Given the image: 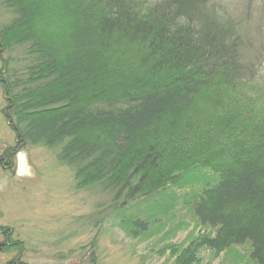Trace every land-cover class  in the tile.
<instances>
[{"label": "trees", "instance_id": "obj_1", "mask_svg": "<svg viewBox=\"0 0 264 264\" xmlns=\"http://www.w3.org/2000/svg\"><path fill=\"white\" fill-rule=\"evenodd\" d=\"M0 58L1 167L50 150L133 236L187 187L199 232L177 262L264 264V0H0Z\"/></svg>", "mask_w": 264, "mask_h": 264}, {"label": "rangeland", "instance_id": "obj_2", "mask_svg": "<svg viewBox=\"0 0 264 264\" xmlns=\"http://www.w3.org/2000/svg\"><path fill=\"white\" fill-rule=\"evenodd\" d=\"M4 107L0 88V156L16 144ZM10 160L0 166V264H179L177 256L199 232L190 205L179 201L187 187L171 191L177 199L166 220L133 236L131 227L111 215L97 187L74 188L72 172L50 150L18 147ZM202 173L216 176L206 169L192 175V181ZM3 229L11 233L8 242ZM194 264L251 263L245 246L221 253L203 249Z\"/></svg>", "mask_w": 264, "mask_h": 264}, {"label": "flooded vegetation", "instance_id": "obj_3", "mask_svg": "<svg viewBox=\"0 0 264 264\" xmlns=\"http://www.w3.org/2000/svg\"><path fill=\"white\" fill-rule=\"evenodd\" d=\"M0 232H2V231L0 230ZM6 240L8 241V240H9V238H7V237H6Z\"/></svg>", "mask_w": 264, "mask_h": 264}]
</instances>
